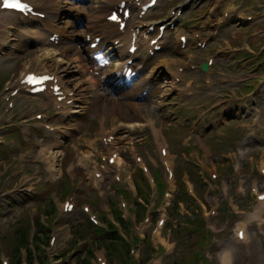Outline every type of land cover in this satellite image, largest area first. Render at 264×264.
Listing matches in <instances>:
<instances>
[{"label": "rangeland", "instance_id": "1", "mask_svg": "<svg viewBox=\"0 0 264 264\" xmlns=\"http://www.w3.org/2000/svg\"><path fill=\"white\" fill-rule=\"evenodd\" d=\"M174 1L177 2L176 7H187L195 3V0H164L156 12V15H159V13L163 11V15L167 16L168 13L166 11L171 6L175 5L176 2L173 3ZM249 2H255L254 7L262 6L260 5L261 3L259 0H250ZM85 3L80 1L72 2L60 0V5L62 6L61 9L65 11V14L61 15L59 26L60 28L65 29V23L68 22L71 28L65 29L67 37H64L62 44L54 49L56 50L55 52L53 50L47 51L43 47L36 49H27L25 47L19 48V41L16 37L18 43L16 42L14 47H16L18 50L15 52L11 50L7 54V60L0 67V75L5 77V79L11 78L12 73L15 75V77H17L25 67H32L30 60L34 58L35 55L46 53L45 57H48L50 60L47 62V65L54 66L61 63H65V65H67L71 63V60L73 61L74 57H77L81 60L86 70V73L77 71L76 73L72 74L71 77L66 79L69 87L74 88V90L80 95V106L82 107L80 113L76 114L75 117L71 116L62 119H57L54 116H50V123L54 125L64 124V129L58 134L47 135L37 134L36 132L32 133L31 138L34 144L37 145L36 149L39 147L52 148L51 156H55V173L53 176L47 174L45 172L44 165L42 171L40 172L41 184L38 186L37 190H41V192L38 194V196L32 198L31 200H27V202L24 204L23 202L20 204L18 203V206L20 205V207L14 206L8 217L0 219V250L1 252L5 253L8 258L9 255L7 254V249L10 247L8 237L14 230L15 222L20 217L24 216L29 219V214L33 216L34 212L35 217L40 215L43 216L41 206H45L46 202H43L41 205L40 201L45 197L43 192L45 191L46 181L48 180V183L50 184H57L62 181L65 175H67L63 165L64 147L67 148L70 146L73 149L74 155L72 156L70 163V166L73 167V173L68 176L69 178L73 179L72 186L75 185L78 179L84 180L83 185L79 187L80 191H76V189L72 192L73 195L77 196V204L80 205L81 200L92 201L93 204H91V207L95 212L100 213L105 211L110 216V202L117 199V195L120 194L118 191H120L121 188L113 184V180H107L100 192L93 193L89 188L91 170L90 161L93 156L90 154L88 157H86V153H90V150L88 149L89 146H97L98 124L101 122H104L105 126L110 130L115 128L117 132V147L124 155L125 159L124 168L133 171L136 166L129 160L128 154H126L127 141L129 139H132L133 141L135 140L136 150L142 153L145 162H148L150 158H155L154 152L150 150L149 144L146 142V132H138V130H144L149 125L157 126L164 133V136L175 153L174 159L177 162L176 168L178 169L180 165L184 166V162L183 160H180V158H184L183 155H186L187 149L184 147L182 140L189 134V131L187 127H182L180 124L185 119H189L188 116L193 113V111H190L189 108L192 107V105L185 107L183 114L180 113V109L182 107L180 104H178L177 100L179 98L170 97L169 78L164 71L163 65L167 62H182L185 64L190 58V54L186 55L183 52H177L174 50L173 43L175 39L173 34L170 36L166 35L165 50L160 55H158L152 65L149 66L146 75L136 82L137 86L140 84V82H158V85H156L150 95L146 99L139 101L136 99L137 96L134 94V90L116 94L115 92L118 90L113 91V87L119 89V85H114L113 79L110 78V76H112L114 73V69L111 68L96 73L93 70V66L89 63H86L85 53L83 52L80 38L81 33L83 32L82 27L84 21L86 20V13H89L86 8H88V5L94 6V2H92V0H88ZM10 25H14L12 20H6L5 22L0 23L2 29H4V26L6 27ZM238 29H240V33L238 32ZM245 33L253 34L252 39L249 40L250 43H248L249 47H252L257 51V49L251 46V44L256 45L260 50V48L264 45V12L255 21V23L249 26L242 20L236 18L233 19L230 23V29L226 36V40L228 39L229 41H232L233 37L236 35H242ZM233 42L235 44L234 47L240 48L238 40H234ZM224 43L225 41L222 40L218 44L217 49L223 47L226 48ZM191 55H194V53ZM244 57L245 56L242 57L243 60L246 59ZM227 59H229V57H227ZM249 68V65L247 66V69L241 67L240 72L235 74L231 72V75H235L237 78L239 76L248 78V76H252L251 68ZM160 71L163 74L159 73ZM89 74L95 76L97 84L94 87L93 92H90V94H84L82 93V89L84 87V77ZM255 75L258 78H264V74L262 73H255ZM205 98L206 97L200 98L197 103H199L202 99L204 100ZM23 101L26 100H22L20 103L21 105L23 104ZM40 102L43 103V100L41 99ZM208 102L209 100L204 101V103ZM87 107H89L88 111ZM176 117L178 119L175 122ZM235 125V122H230L227 124V127H220L216 132L212 131L205 135L204 142L206 146L210 148L214 154H216V157H220L219 155L232 151V149L237 145V142L242 138L243 131L239 128H236L237 126ZM34 144H31V146H34ZM65 144L67 145L65 146ZM18 147V144L13 146V143L8 141L6 147L0 149V162H8L11 160L15 161V158L11 159L12 154H14L12 150H17ZM84 155L86 158L82 159V162H79L80 157ZM186 161H188L186 163L193 162L190 157L189 160ZM215 162L213 161L211 164L216 166ZM253 162L255 163V161ZM148 166L151 169L152 175L156 179L161 176L163 172L161 167H157L152 163H150ZM219 172L221 173V170H219ZM29 174L30 173H27L21 176V178H24ZM230 179L233 180V175L230 177ZM260 186L264 188V182H262ZM57 196L60 197L59 192L57 193ZM83 219L84 218L81 216L78 206L74 214L70 216L68 220L71 221L70 226L72 227L73 225L82 222ZM53 226L54 223H52L51 227ZM166 232L169 231L166 230ZM185 234L186 233L184 232L182 238L177 240L178 247L175 255L170 258L166 264H177L178 261L191 255V250H193L194 253L199 251L198 246H186L187 244L185 243V240L187 238ZM196 239L197 238H193L187 243H193ZM70 241L71 237L69 236L66 239L67 245L70 243ZM225 246L234 247L230 236L223 235L219 237H211L205 243L204 249L199 251V259H203L204 261L206 260L207 264H216L219 254L222 248ZM145 250L146 248L143 246L142 251L145 252ZM207 254H210V256L207 257ZM234 257L236 264H264V246L260 244V239L254 231L250 229L249 239L244 246L235 247Z\"/></svg>", "mask_w": 264, "mask_h": 264}, {"label": "trees", "instance_id": "2", "mask_svg": "<svg viewBox=\"0 0 264 264\" xmlns=\"http://www.w3.org/2000/svg\"><path fill=\"white\" fill-rule=\"evenodd\" d=\"M114 212L116 214V218L118 219V214L116 211ZM103 218L109 227L107 232L102 229L94 230L90 224L80 223L76 226H73V235L75 238L74 241L84 240V237L89 233H94L96 236L91 240L90 243L82 246L81 249H76L74 244L71 245V249L68 252L74 250V253L78 255L76 258V264H88L87 258L91 255V247L93 248L98 246H104L109 257L121 260V264H127V261L129 260L127 248L118 239L113 226H111L106 217L104 216ZM20 223L21 225L15 226L14 230L8 237V241L14 243L13 248L10 250V253L12 254V264H20L18 259V247L27 246L28 244V240L26 238L28 224L25 220H21ZM36 225L38 227V231L35 236V242H38L43 237L44 227L40 225L38 221H36ZM82 254H84L83 257L80 256Z\"/></svg>", "mask_w": 264, "mask_h": 264}, {"label": "bare ground", "instance_id": "3", "mask_svg": "<svg viewBox=\"0 0 264 264\" xmlns=\"http://www.w3.org/2000/svg\"><path fill=\"white\" fill-rule=\"evenodd\" d=\"M48 6H51V5H48ZM47 10H48V8H47ZM51 23L52 22H50V24ZM65 28H71V26L69 25L68 22L65 23ZM59 30H60V28H59ZM101 33H104V31L102 30ZM63 34L65 35V32L64 31H63ZM85 51H87V50H85ZM49 67H51V66H49ZM73 69L75 71H86L85 68H84L83 63L81 62V60L79 58H77V57H74L73 62L70 65H59V67L57 65H55L53 67V72L59 73L63 79L64 78L66 79V78H69V76L71 77V73H72V70ZM159 73H162V72L160 71ZM66 85H67V83H66ZM67 86L69 88V85H67ZM71 90H74V88H71ZM74 109H73V111H71L72 113H80V111H81L82 108L75 107ZM45 154H46L45 160L49 162V156L48 155H51V152H47ZM88 155L89 154L86 153V157H88ZM86 157H85V155L84 156H81L80 159H79V162H82V159H85ZM54 158H55V156L51 157V159H53V160H54ZM49 167L54 171V168L55 167H54V164L53 163H50L49 164ZM57 172H58V170H57Z\"/></svg>", "mask_w": 264, "mask_h": 264}, {"label": "snow or ice", "instance_id": "4", "mask_svg": "<svg viewBox=\"0 0 264 264\" xmlns=\"http://www.w3.org/2000/svg\"><path fill=\"white\" fill-rule=\"evenodd\" d=\"M2 6L4 8L25 10L28 6L21 2V0H2ZM31 79V78H30Z\"/></svg>", "mask_w": 264, "mask_h": 264}]
</instances>
